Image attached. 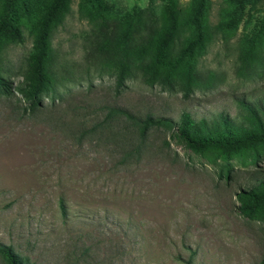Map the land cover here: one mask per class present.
<instances>
[{
    "label": "rangeland",
    "instance_id": "1",
    "mask_svg": "<svg viewBox=\"0 0 264 264\" xmlns=\"http://www.w3.org/2000/svg\"><path fill=\"white\" fill-rule=\"evenodd\" d=\"M50 1L22 0V41L0 45V246L27 264H264V213L236 209L264 177V146L220 160L175 132L182 113L195 126L224 116L249 128L240 102L264 119V0H208V27L229 11L235 24L212 34L185 90L179 75L149 81L146 60L130 61L117 87L116 60L100 50L129 17L138 35L160 36L165 0H99L108 17L95 20L89 3L70 0L48 42L53 84L27 101L16 90ZM242 49L253 53L245 64ZM146 117L170 123L140 136Z\"/></svg>",
    "mask_w": 264,
    "mask_h": 264
},
{
    "label": "trees",
    "instance_id": "2",
    "mask_svg": "<svg viewBox=\"0 0 264 264\" xmlns=\"http://www.w3.org/2000/svg\"><path fill=\"white\" fill-rule=\"evenodd\" d=\"M22 0H0V45L1 43H20L22 35L15 14L16 7H23ZM90 4L89 18L97 19L101 13L108 17L107 9L99 0H85ZM231 3L237 0H228ZM70 0H51L38 22L32 40V51L26 59L27 78L22 88L16 91L27 101L35 99L40 93L53 84L51 66L54 56L49 47L52 30L60 24L68 12ZM208 0H189L186 6H180L178 0H165V26L160 36L147 32L138 35L137 16L122 21V30L114 42L105 40L100 50L111 53L116 60L115 85L121 86L128 74L130 61L146 60L142 71L153 80L163 73L166 80L170 76L179 75L183 79V90L194 83V65L201 55L205 44L214 32L232 30L235 21L231 11L226 12L218 23L210 28L204 18ZM149 30V29H148ZM183 31L190 37L176 52L172 45ZM252 51L242 49L243 64L252 60ZM240 105L248 114L251 123L249 128L234 127L226 117L219 116L218 122L208 127L204 120L194 125L188 113H182L176 124L175 132L185 146L193 153L211 152L216 159L227 160L233 154L252 151L257 146H264V119L261 120L255 111L246 103ZM128 117L127 114L122 113ZM169 120L146 117L137 124L138 133L156 126H168ZM238 213L244 218H255L264 213V177L255 187L242 191L237 195ZM0 259L4 264H27L9 247L0 246ZM188 264V263H187Z\"/></svg>",
    "mask_w": 264,
    "mask_h": 264
}]
</instances>
